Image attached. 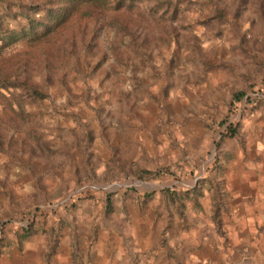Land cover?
I'll list each match as a JSON object with an SVG mask.
<instances>
[{"label": "rangeland", "instance_id": "obj_1", "mask_svg": "<svg viewBox=\"0 0 264 264\" xmlns=\"http://www.w3.org/2000/svg\"><path fill=\"white\" fill-rule=\"evenodd\" d=\"M0 264H264V0H0Z\"/></svg>", "mask_w": 264, "mask_h": 264}, {"label": "trees", "instance_id": "obj_2", "mask_svg": "<svg viewBox=\"0 0 264 264\" xmlns=\"http://www.w3.org/2000/svg\"><path fill=\"white\" fill-rule=\"evenodd\" d=\"M243 97H244L243 94L235 95V96H234V100H233V104L236 103L238 100H240V99L243 98Z\"/></svg>", "mask_w": 264, "mask_h": 264}]
</instances>
